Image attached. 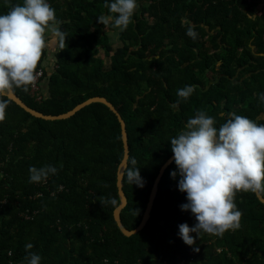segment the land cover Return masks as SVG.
<instances>
[{
    "label": "trees",
    "instance_id": "obj_1",
    "mask_svg": "<svg viewBox=\"0 0 264 264\" xmlns=\"http://www.w3.org/2000/svg\"><path fill=\"white\" fill-rule=\"evenodd\" d=\"M49 2L63 37H52L51 69L45 33L36 71L43 70L48 91L38 98L33 82L27 91L13 90L45 114L67 112L94 96L113 103L128 133L125 173L134 158L145 181L132 185L124 174L128 202L121 218L128 229L142 221L160 169L173 155L170 138L189 117L205 111L219 126L235 112L264 124V0H138L124 31L98 22L100 15H116L105 0ZM17 3L22 0H0V13ZM190 24L199 33L195 40L186 35ZM186 85L195 90L183 99L177 90ZM0 100L7 101L0 121V264H27V251L39 253L41 264H264V203L256 192L235 194L238 229L192 233L196 242L188 245L179 225H194L196 218L180 207L187 194L178 188L179 175H171L178 171L173 160L147 224L127 236L114 217L125 153L117 114L93 102L69 118L47 120L3 93ZM46 164L57 173L30 182V166ZM26 243L34 247L27 250Z\"/></svg>",
    "mask_w": 264,
    "mask_h": 264
},
{
    "label": "clouds",
    "instance_id": "obj_2",
    "mask_svg": "<svg viewBox=\"0 0 264 264\" xmlns=\"http://www.w3.org/2000/svg\"><path fill=\"white\" fill-rule=\"evenodd\" d=\"M137 5L138 0H105L109 13L116 15H100L98 22L109 24L111 21L113 27L124 31L132 22ZM56 23V11L49 0H22L8 12L0 13V93L21 86L27 91V85L35 81L39 70L36 68L45 47L46 31L63 37ZM186 35L197 39L199 33L195 25L187 27ZM41 77L39 92L42 95L45 86ZM194 90L193 85H186L177 90V95L187 99ZM32 94L35 95L33 89ZM260 99L264 100V93ZM6 107L7 101L0 100V121L5 118ZM170 142L178 169L171 175L173 178L179 175L178 188L187 194V202L180 207L191 210L196 218L194 225L181 223L178 236L186 244L194 245L196 236L192 233L223 235L228 229H238L242 211L234 200L236 192H264V124L231 112L226 121L217 126L215 117L199 111L189 117L185 129L171 137ZM131 164L133 166L125 173L128 183L143 187L145 181L140 168L135 167L134 158ZM57 171L52 164L32 165L29 181L42 182ZM33 247L32 243L25 245L27 250ZM195 250L199 251V247ZM25 260L27 264H41L42 257L37 252L27 251Z\"/></svg>",
    "mask_w": 264,
    "mask_h": 264
},
{
    "label": "water",
    "instance_id": "obj_3",
    "mask_svg": "<svg viewBox=\"0 0 264 264\" xmlns=\"http://www.w3.org/2000/svg\"><path fill=\"white\" fill-rule=\"evenodd\" d=\"M5 95H7L9 98L13 99L17 104H19L21 107H23L26 111H28L29 113H31L33 116L39 117V118H43V119H47V120H55V119H66L71 117L72 115H74L77 111H79L80 109H82L83 107L93 103V102H101L106 104L107 106H109L118 116L120 123H121V127H122V137H123V141H124V145H125V153H124V157L122 162L119 165L118 168V179H117V186H118V190H119V196H120V204L116 207L115 211H114V217L120 227V229L122 230V232L127 235V236H131L135 233H137L138 231H140L148 222L150 216H151V211L154 205V201L159 189V182L166 170V168L173 162V155L165 162V164L161 167L160 172L153 184L152 190H151V194H150V198H149V202L147 204V208L145 210L144 216L142 218V221L140 222V224L134 228V229H128L127 227H125V225L122 222V218H121V211L122 209L127 205L128 199L127 196L125 194V191L123 189V178H124V174H125V169L128 166V159H129V143H128V133H127V129H126V122L124 120V118L122 117V115L118 112V110L116 109V107L113 105L112 102H110L106 97L103 96H94L91 97L89 99H87L86 101H83L81 103H79L78 105H76L73 109L61 113V114H57V115H53V114H45L31 106H29L26 102H24L13 90V88L6 92L3 93ZM258 197L260 198V200L264 203V196L261 194V192H256Z\"/></svg>",
    "mask_w": 264,
    "mask_h": 264
},
{
    "label": "built area",
    "instance_id": "obj_4",
    "mask_svg": "<svg viewBox=\"0 0 264 264\" xmlns=\"http://www.w3.org/2000/svg\"><path fill=\"white\" fill-rule=\"evenodd\" d=\"M43 75V70L39 69L36 73V79L32 84L33 93L38 96V98L41 97V94L39 92V78ZM29 215L26 214V217ZM185 261H183L181 264H183Z\"/></svg>",
    "mask_w": 264,
    "mask_h": 264
},
{
    "label": "crops",
    "instance_id": "obj_5",
    "mask_svg": "<svg viewBox=\"0 0 264 264\" xmlns=\"http://www.w3.org/2000/svg\"><path fill=\"white\" fill-rule=\"evenodd\" d=\"M47 45L49 46V47H51V48H54V47H56V45H57V43H56V39L54 38V39H52V37H51V39L48 41V43H47ZM50 52V54H52L53 52H54V49H51V51H49ZM50 57V61H49V63L51 64L50 66V68L52 69V66H53V55H51V56H49ZM48 89V87H47V85H45V90H44V92L45 91H48L47 90Z\"/></svg>",
    "mask_w": 264,
    "mask_h": 264
},
{
    "label": "rangeland",
    "instance_id": "obj_6",
    "mask_svg": "<svg viewBox=\"0 0 264 264\" xmlns=\"http://www.w3.org/2000/svg\"><path fill=\"white\" fill-rule=\"evenodd\" d=\"M49 34L51 35V37H55V34H54V33L49 32ZM52 39H54V38H52ZM118 42H119V41H118ZM118 44H119V43H118ZM118 44L116 43L115 45H118ZM51 49H54V51H55V47H54V48H51ZM51 49H50V51H51ZM51 55H53V53L50 54V52H49V56H51ZM101 55L104 56L103 53H102ZM105 60H107V62H109V59H108V58H105ZM48 62H49V61H48ZM44 85H46V83H45Z\"/></svg>",
    "mask_w": 264,
    "mask_h": 264
}]
</instances>
